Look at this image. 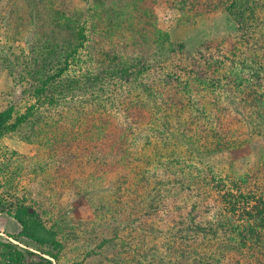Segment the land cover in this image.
I'll use <instances>...</instances> for the list:
<instances>
[{"label": "trees", "instance_id": "16d2710c", "mask_svg": "<svg viewBox=\"0 0 264 264\" xmlns=\"http://www.w3.org/2000/svg\"><path fill=\"white\" fill-rule=\"evenodd\" d=\"M22 2V89L0 110L20 231L0 264H264V0ZM219 10L232 36L172 41ZM14 133L38 147L26 164ZM70 216L99 252L65 260Z\"/></svg>", "mask_w": 264, "mask_h": 264}, {"label": "rangeland", "instance_id": "374dc122", "mask_svg": "<svg viewBox=\"0 0 264 264\" xmlns=\"http://www.w3.org/2000/svg\"><path fill=\"white\" fill-rule=\"evenodd\" d=\"M22 0H0V110L3 109L11 100H14L15 91L21 90L19 75L21 69L15 70L16 60L22 57V52L28 53L25 37L29 33L28 14L26 13ZM25 10V11H24ZM236 31V25L230 16L224 11L219 10L212 14L202 16L197 19L195 24L178 26L170 30L172 41L184 43L189 52H193L202 43L211 40H222L232 36ZM12 71V73H11ZM14 72V73H13ZM22 72V71H21ZM18 80V82H16ZM264 143V141H262ZM3 145L14 150L22 156V163L29 162V158L36 156L38 147L21 139L18 134H9L2 139ZM251 146L233 153L236 161L242 157L252 154ZM39 183V180L36 182ZM5 181L0 179V185ZM41 194L42 190L37 187L35 194ZM56 211V209H55ZM72 216H70L71 218ZM77 222H82L83 218H71V228L65 233L66 236V259H83L87 250H97L96 242L93 241L92 228L82 234ZM76 223V226L74 224ZM20 231L18 223L6 214H0V236L7 239L11 234L15 235ZM94 235V236H95ZM93 236V237H94ZM85 238H91L85 241ZM23 246V245H21ZM24 247V246H23ZM88 247V248H87ZM99 252V250H97ZM101 261H92L91 264H100Z\"/></svg>", "mask_w": 264, "mask_h": 264}]
</instances>
